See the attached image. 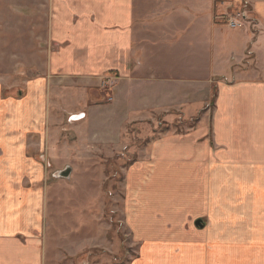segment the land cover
<instances>
[{
  "label": "crops",
  "instance_id": "crops-1",
  "mask_svg": "<svg viewBox=\"0 0 264 264\" xmlns=\"http://www.w3.org/2000/svg\"><path fill=\"white\" fill-rule=\"evenodd\" d=\"M50 4L59 49L35 85V105L21 106L28 94L0 100L12 107L1 120L14 117L0 125V264H73L48 240L52 227L42 235V220L62 212L42 200L43 162L10 132L39 115L55 79L90 93L109 77L110 103L80 112L93 122L105 110L118 118L99 131L114 138L121 123L152 115L167 126L175 117L192 123L152 140L126 171L124 227L139 244L127 264H264V0ZM240 6L245 18L229 27Z\"/></svg>",
  "mask_w": 264,
  "mask_h": 264
},
{
  "label": "rangeland",
  "instance_id": "rangeland-1",
  "mask_svg": "<svg viewBox=\"0 0 264 264\" xmlns=\"http://www.w3.org/2000/svg\"><path fill=\"white\" fill-rule=\"evenodd\" d=\"M240 7L237 9H245ZM50 19V0H0L1 101L8 98L23 101L28 94L21 106L35 105L33 95L41 91L35 85L49 78L50 53L59 49L58 44L50 43ZM108 79L101 82V88L94 87L100 91L90 93L76 81L55 79L47 86L50 93H44L46 99L38 101L39 115L21 124L26 130L10 132L13 136L19 134L16 139H21L27 153L36 152L32 156L43 162L46 195L42 200L46 203L48 198L47 203L60 207L62 212L53 213V219L42 220V235L45 223L52 227L48 240L58 242L54 249L64 253L73 264H127L137 255L139 244L124 227L126 171L144 157L152 140L174 128L180 131L192 125L191 121L185 123L175 117L176 121L167 126L163 115H152L130 124L121 123L112 138L111 132L98 129L103 123L109 125L118 120L107 110L94 122L92 114L90 121L83 118L85 113L73 118L81 114V107L86 104L90 107L99 102L110 103ZM3 109L12 107L0 103V110ZM5 113L11 115L12 111ZM3 117L14 120L13 116ZM2 120L0 125L5 124ZM109 136L117 142L109 141ZM44 144L43 151L38 153ZM65 169H69L70 175L59 176Z\"/></svg>",
  "mask_w": 264,
  "mask_h": 264
},
{
  "label": "built area",
  "instance_id": "built-area-1",
  "mask_svg": "<svg viewBox=\"0 0 264 264\" xmlns=\"http://www.w3.org/2000/svg\"><path fill=\"white\" fill-rule=\"evenodd\" d=\"M246 16V12L243 10H238L236 13L230 15V16H226L227 18H225V22L229 27H236L238 25V23L240 22V20H243V18H245Z\"/></svg>",
  "mask_w": 264,
  "mask_h": 264
},
{
  "label": "water",
  "instance_id": "water-1",
  "mask_svg": "<svg viewBox=\"0 0 264 264\" xmlns=\"http://www.w3.org/2000/svg\"><path fill=\"white\" fill-rule=\"evenodd\" d=\"M82 116H83V114L81 113L80 115L73 116V118H80V117H82ZM58 175H59V176H63V177H68V176L70 175L69 169H65L64 171H62V172L59 173ZM196 225H201V226H202V224L200 223L199 220L196 222Z\"/></svg>",
  "mask_w": 264,
  "mask_h": 264
}]
</instances>
